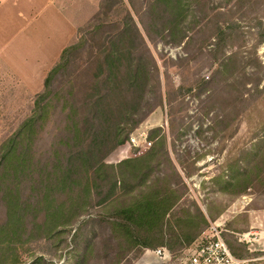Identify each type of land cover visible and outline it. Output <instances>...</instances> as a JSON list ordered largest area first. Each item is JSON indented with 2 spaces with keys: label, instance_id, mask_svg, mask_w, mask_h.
I'll return each mask as SVG.
<instances>
[{
  "label": "trees",
  "instance_id": "16d2710c",
  "mask_svg": "<svg viewBox=\"0 0 264 264\" xmlns=\"http://www.w3.org/2000/svg\"><path fill=\"white\" fill-rule=\"evenodd\" d=\"M116 5L121 10L114 11ZM119 11L116 31L103 37ZM260 27L264 33V23ZM76 33L44 77L29 114L0 143V264H19V248L37 238L53 246L65 241L73 264H87L101 230L113 264H133L144 250L160 246L178 258L209 222L195 203L186 205L187 187L161 129L149 130L145 153L105 161L144 118L139 98L155 77L140 55L139 28L124 0H101ZM81 54L86 59L80 62ZM224 239L234 255L254 257L228 234ZM45 262L38 256L30 264Z\"/></svg>",
  "mask_w": 264,
  "mask_h": 264
},
{
  "label": "rangeland",
  "instance_id": "374dc122",
  "mask_svg": "<svg viewBox=\"0 0 264 264\" xmlns=\"http://www.w3.org/2000/svg\"><path fill=\"white\" fill-rule=\"evenodd\" d=\"M6 1L0 0V7ZM124 1L142 37L140 55L155 77L139 98L143 102L137 111L144 118L105 161L117 163L145 153L148 148L135 146L131 137L142 141L143 132L151 141L149 130L159 127L187 187L186 205L195 203L209 224H221L223 237H232L242 253H254L249 264H264V0H181L179 9L177 0ZM100 2L95 1L77 28ZM115 10L121 8L116 5ZM123 13H112L103 37L116 31ZM3 19L0 29L8 24ZM32 85L28 88L0 61V143L29 114L43 83ZM4 220L0 203V223ZM247 233L248 243L243 240ZM107 238L105 230L97 232L87 264L114 263ZM152 250L143 253L155 259ZM68 251L63 240L53 246L37 238L19 248V264H30L38 256L46 264H73ZM180 256L171 257L170 264H179Z\"/></svg>",
  "mask_w": 264,
  "mask_h": 264
},
{
  "label": "crops",
  "instance_id": "0c3cea01",
  "mask_svg": "<svg viewBox=\"0 0 264 264\" xmlns=\"http://www.w3.org/2000/svg\"><path fill=\"white\" fill-rule=\"evenodd\" d=\"M79 1L7 0L0 7V19L7 18L8 23L0 29V61L28 88L42 85L62 49L75 39L77 27L96 6V0ZM157 261L145 252L134 264Z\"/></svg>",
  "mask_w": 264,
  "mask_h": 264
},
{
  "label": "built area",
  "instance_id": "2783aa9c",
  "mask_svg": "<svg viewBox=\"0 0 264 264\" xmlns=\"http://www.w3.org/2000/svg\"><path fill=\"white\" fill-rule=\"evenodd\" d=\"M142 135V141L135 136H132L130 140L135 146L148 148L151 142L147 140L145 133L142 132ZM222 230L221 224L217 222L209 224L199 237L182 251L179 264H249L252 262L253 258L238 257L232 253L223 237ZM243 240L246 243L250 242L249 233L243 234ZM152 252L160 264L171 263V254L166 247H157Z\"/></svg>",
  "mask_w": 264,
  "mask_h": 264
}]
</instances>
